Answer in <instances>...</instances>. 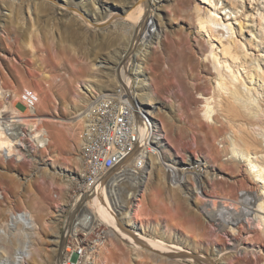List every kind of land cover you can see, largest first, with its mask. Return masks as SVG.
Wrapping results in <instances>:
<instances>
[{
  "label": "bare ground",
  "instance_id": "6f19581e",
  "mask_svg": "<svg viewBox=\"0 0 264 264\" xmlns=\"http://www.w3.org/2000/svg\"><path fill=\"white\" fill-rule=\"evenodd\" d=\"M10 1L11 4L15 5V9L12 8L11 11L16 10L15 18L20 21L22 19L20 16L24 13L21 14L23 12L21 7L16 6L19 0ZM85 1L87 0H41L42 4H47L52 8L51 10L56 9V11L65 12L72 21L81 22L82 25L85 24L88 27L91 24L99 27V22L105 21V19L110 20L113 17L114 12L111 9L104 8L106 13H102V7L100 8L102 0H88L93 4L94 12L92 14L84 12L82 4ZM163 2L165 0H142L141 3H130L132 9L125 11L127 13L124 18L125 21L132 25L135 34L142 36L137 37L144 44V49L134 51L131 59L139 56V58L145 60L149 48L155 42L161 43L164 23L161 19V13L159 11L155 12V10L161 9L160 6ZM188 3L191 5L190 9L195 13V22L199 28L198 34L202 35L205 32L208 36L206 47L203 46V50H200L203 52L202 59L211 64L208 76L213 82V88L208 93H201L200 98L203 99L201 102V104L203 103L202 112L207 120L211 119L214 122V124L212 123L213 126L219 131L216 139L221 138L224 144L223 149L209 150L208 154L194 152L195 157L193 155H189L188 159L186 157V160L183 161H187V165H183L179 169L176 164L180 160L173 159V157L168 158L165 154L169 150V143L175 137L173 135V128L176 126L173 120L174 109L169 105L163 107L156 105L158 103L157 95L152 89L149 76L146 74L144 61L136 59V67L132 73L128 72L127 64L121 67L123 62L119 60L121 57H106L94 63L103 70L106 79L102 81L99 90L88 81L87 88L91 92L88 95L89 97L86 96L87 99H83L84 97L81 96L83 94L79 97L84 101H88L89 104L88 108L85 106L87 109L85 108L80 113L82 115L79 122H83V124L81 123L83 125L82 132L86 127L92 125L94 102L102 95L110 93L111 90L109 91L106 87L113 83L124 84L125 88L129 89L130 98L133 101H140V106L143 102L150 106L154 105L152 108L143 111L144 119H142L144 121H141V142L150 152L148 166L138 174V177H129L127 181L118 182V175L108 176L105 181L99 183L91 191L77 195L74 202L75 209H73L72 215L74 216L77 213L75 217L79 215L78 219L81 216L82 225H86L85 228L89 230L87 234L93 233L91 237L95 243L90 250L95 256V264H101L99 262L104 260L103 257L106 256V253L117 255L115 253L121 249L123 243L132 244L135 250L146 249V253L143 255L148 254V257H151L153 261L162 264L209 261L204 252L199 254L187 248L185 245L189 244V240L175 232L172 229L173 227L170 228L168 225L163 230L160 222L156 224L148 222L147 201L150 197L148 196L150 185L156 177H158V181L166 183L165 178L167 176L164 168L169 172L170 182L176 184L175 188L180 190L186 201L191 198L192 193L186 189L182 182L185 181V176L192 179L193 191L196 192L198 198H196V202H200L196 205L197 211L202 214L205 221L215 228L217 234L222 232L227 237L228 243L226 244L229 246H223L222 249H217L215 246L213 251L229 250L238 244V242L236 243L239 240L236 237L237 227L233 224L241 223L249 230L260 228L261 232L264 233V0H191ZM48 6L45 7L48 8ZM32 7V4L27 2V11L30 14L31 11L34 12L38 9L40 11L41 8ZM42 10L41 12H43ZM37 14L39 15V13ZM45 15L47 16L48 13ZM156 17L159 23L156 21ZM22 20L21 22L24 23L25 20ZM114 50L115 55L121 52L120 49ZM115 71L116 73L120 71V78L115 75ZM29 89L38 96V102L35 108H26L24 116H21L20 119L16 120L17 116L9 117V114L0 107V154H14L18 158H23L26 156L25 153L28 152L30 158L36 160L31 153L33 148L35 149L36 146L48 149L52 135L53 138H60L61 129L58 127V123H63V120L59 122L57 116L37 114V105L41 103L42 106H45V104L41 102L38 93L34 89ZM6 90L10 91L11 89L4 88L3 81L0 79V98L6 94ZM104 90L108 91L104 92ZM21 92L14 93L17 100L20 98ZM47 94L49 96L50 92ZM50 99L49 101L52 102ZM77 100L75 101L79 102L81 99ZM2 104L0 106H4ZM167 107L169 108L164 109ZM8 109L6 108L7 111ZM21 111L15 109L17 114ZM145 116H150L158 121L149 122ZM42 121L49 123L50 132L42 126L37 129L38 124ZM29 129L38 130L32 136V143L34 144L25 137ZM22 131L25 132L24 135L21 133ZM163 139H166V141H163ZM85 144L86 141L81 136L80 145L84 147ZM22 145L25 152L21 149ZM184 151L187 152L185 149ZM224 156H227V158L224 159ZM76 158L81 161V157L77 156ZM212 163L237 171L241 166H245V172L248 176L241 181L242 183L240 182L239 187L241 188H238L236 184L233 185V183L226 188L224 186L226 181L222 182L219 179V176H224V174L219 172ZM0 171L3 170L0 169ZM49 176L47 171L42 172L38 174V179L44 180ZM247 182L258 185L260 193H255L247 188ZM62 183L63 186L70 187L71 180L69 183L62 178ZM124 184L129 188L127 192L129 196L125 197L123 196L125 195L123 192L125 189ZM126 197H129L127 201ZM240 198H242L241 201ZM33 203L36 202L33 200ZM64 212L65 208L59 207L55 213L56 219H60ZM72 215L71 221L74 219ZM196 215H191L194 216L193 218L190 217L193 219L192 223L194 225H198V216L195 217ZM53 223L56 224L57 221ZM37 228L39 227H37L34 216L29 210H11L7 214L6 220L0 218V258H2L0 264H29L28 261L33 256V238L36 236ZM83 230L85 229L83 228ZM157 231L160 237L159 240L155 237L153 239L147 237V234L156 233ZM57 236L61 237L58 232ZM57 238L53 241L58 244L63 243L65 240ZM125 239H129L128 242ZM141 239H146V242ZM157 244H165L169 249L166 248L167 250L161 253L156 252L155 247H157ZM62 246L61 249L60 247L54 248V253L60 252L59 255L61 256ZM193 247L199 251L201 249L207 251L209 246L205 247L202 242L197 241ZM244 248L246 251L249 245ZM240 251L236 250L235 252L239 253ZM138 252L136 254L137 258L134 259L139 262L138 258H141L142 253ZM230 256L232 257V255ZM135 263L137 264V262ZM129 264H132L131 261ZM210 264L214 263L210 261Z\"/></svg>",
  "mask_w": 264,
  "mask_h": 264
},
{
  "label": "rangeland",
  "instance_id": "374dc122",
  "mask_svg": "<svg viewBox=\"0 0 264 264\" xmlns=\"http://www.w3.org/2000/svg\"><path fill=\"white\" fill-rule=\"evenodd\" d=\"M21 1L19 0L16 6L21 7L23 11L21 14H24L20 17L25 18L19 21L15 18V5L11 4L10 0H0V79L3 81L4 88H9L17 94L25 87L34 89L41 102L45 104V106L43 105L44 110L42 104L39 103L36 107V113L57 116L59 122L63 120V123H58V127L61 129L60 138H53V135H50L51 143L48 149L36 146L35 149L33 148L34 151L32 150L31 153L36 160L30 156L22 160H0V169L3 170L0 171V189L5 196L0 205V218L6 220L7 214L11 210H29L34 216L37 227H39L36 236L33 238V256L29 259V264H57L60 252L54 253L53 249L59 247L61 249L64 242L58 244L53 239L58 237V232L61 237L57 239L64 240L62 237L65 223L75 209L74 202L77 195L80 194L78 187L85 166L82 155L83 147L80 145L83 122H79V119L82 115L80 113L89 106L88 101L83 100L87 99L91 93L90 89L87 88V83L88 81L91 82L99 90L102 81L106 79L103 70L94 65L98 60L112 56L114 58L121 57L119 59L123 61L121 67L127 64L129 73L134 72L135 62L138 59L144 61L146 74L149 76L152 89L157 95L158 103L156 105L158 107L169 105L174 109L173 120L176 126L173 128L175 132L173 135L175 137L173 136V140L169 143V150L165 154L168 158L173 157V159L180 160L176 164L179 169L181 166L187 165V161L183 160L188 159L189 155L195 157L194 152L208 154L209 150L223 149L224 144L221 138L216 139L219 131L213 126L214 122L211 119V121L207 120L202 112L203 103L201 104V102L203 99L200 96L213 88V82L208 76L211 64L202 59V47H206L208 36L205 32L202 35L198 34L199 28L195 22V13L190 9L191 5L188 3L191 0H165L160 6L161 9L155 10V12L161 13L164 31L161 43L155 42L149 48L145 60L139 56L131 59L134 51L144 49V44L138 38L142 36L135 34L132 25L124 19L127 14L125 11L132 9L130 3L137 4L141 3L142 0H102V6H100L102 13H106L104 8L114 12L110 20L105 19V21L98 23V26L102 28L96 27L94 24H91L90 28L85 24L82 25L81 22L72 21L65 12H59L56 9L51 10L52 8L47 4H42L41 0H23V3ZM27 2L32 4V8L41 7L40 11H38L39 9L36 10L38 12L31 11L33 14L31 16L27 11ZM85 2L82 4L83 11L92 14L94 12L93 4L88 0ZM12 8H14V12L11 11ZM43 13H48V15ZM21 20H25L24 23ZM156 21L159 23L157 17ZM114 49H120V54L115 55ZM119 72L116 73L115 71L118 78L121 76ZM118 84L113 83L106 88L112 91ZM107 91L104 90V92ZM48 92H50L49 96ZM80 95L84 98H79ZM74 97L75 100H81L76 102ZM1 98L0 104L3 103L4 106L0 107L9 116H24L25 106L19 99ZM138 102L140 103V101ZM143 103L141 104L143 111L154 106ZM6 108H9L8 111ZM15 109L22 110L21 114L15 113ZM145 117L150 122L158 121L150 116ZM39 126L48 129L49 132L51 130L47 121L38 124L37 129ZM37 131L29 129L28 139L31 140ZM184 149L187 151L186 153ZM77 156L81 157V161H78ZM226 158L227 156H224V159ZM212 164L224 174V176L220 175L219 179L222 182L226 181L224 184L226 188L232 183L241 188L239 187L240 182L248 176L245 172V166H241L237 171L220 164ZM46 171L47 175H52L53 178L49 176L44 180L38 179V174ZM164 171L167 176L165 178L166 183L158 181V177H156L152 181L153 185H150V192L148 193L150 197L147 201L148 222L155 224L160 222L163 230L168 225L170 228L173 227L175 232L189 240V244L185 245L187 248L199 254L204 252L209 259L208 262L185 261L181 264H210V261L214 264H264V233L261 232L260 228L249 230L241 223L233 224L237 227L236 237L239 240L236 243L238 242V244L229 249L230 251H213L215 246L217 249L229 246L226 244L228 243L227 237L222 232L217 234L215 228L205 221L202 214L197 211L196 205L199 201L196 202L197 197L196 192L193 191L192 179L185 176V181L182 182L186 189L192 193L187 202L180 190L175 188L176 184L170 182L168 170L164 168ZM62 178L69 183L71 180L70 187L63 186ZM246 185L255 193H260L258 185L250 182H247ZM124 188L125 195L123 196H129L127 193L128 186L124 184ZM125 199L127 201L129 197ZM33 200L36 203H33ZM59 207H64L65 212L60 219H56L55 213ZM194 214H197L195 217L198 216V225L192 223L194 216L191 215ZM54 221L57 223L54 224ZM147 237L160 239L158 231L147 234ZM125 240L128 242L129 239ZM142 241L146 242V239ZM197 241L202 242L205 247L209 246L208 250L201 249L199 251L194 248L193 245ZM230 244L232 243L230 242ZM247 245L249 248L245 251L244 247ZM159 246L161 249L158 248ZM166 248L168 247L165 244H157L155 247L156 252L159 253L165 252ZM142 250H135L132 244L123 243L121 249L115 253L117 255L106 253V256L103 257L104 260L102 259L103 261L99 263L129 264L131 261L132 264H136L135 262L137 264H162L153 261L151 257H148V254L143 255L146 253V249ZM236 250L243 251L237 253ZM137 251L142 253L141 258H138L139 262L134 259L137 258ZM165 255L167 254L165 253Z\"/></svg>",
  "mask_w": 264,
  "mask_h": 264
},
{
  "label": "built area",
  "instance_id": "2783aa9c",
  "mask_svg": "<svg viewBox=\"0 0 264 264\" xmlns=\"http://www.w3.org/2000/svg\"><path fill=\"white\" fill-rule=\"evenodd\" d=\"M125 87L124 84H118L113 91L97 98L93 104L92 125L81 133L86 144L82 151L85 166L78 187L79 195L91 191L111 175H118V182L127 181L129 177H138L149 164L150 152L141 142L140 136L143 110L141 111L138 100L133 101L130 98L129 89ZM14 93L12 90H6L2 97L12 100L15 98ZM19 101L25 109L35 108L38 96L29 88H25ZM21 133L25 134L24 131ZM28 135L27 131L25 137ZM21 149L25 152L23 145ZM29 154L27 152L26 156L18 158L14 154L3 153L0 158L22 160ZM0 191L2 204L5 196L2 189ZM75 215L72 221L71 217L66 220L63 233L65 240L57 264H95V256L90 250L95 243L91 237L93 233L88 235L89 230L85 228L86 225H82L81 216L78 219L79 215Z\"/></svg>",
  "mask_w": 264,
  "mask_h": 264
}]
</instances>
